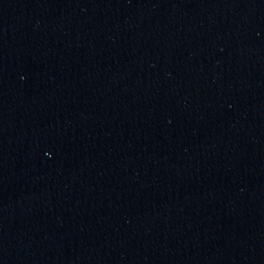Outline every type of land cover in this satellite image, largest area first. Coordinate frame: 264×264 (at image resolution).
I'll use <instances>...</instances> for the list:
<instances>
[{"label":"water","instance_id":"1","mask_svg":"<svg viewBox=\"0 0 264 264\" xmlns=\"http://www.w3.org/2000/svg\"><path fill=\"white\" fill-rule=\"evenodd\" d=\"M0 264H264V0H0Z\"/></svg>","mask_w":264,"mask_h":264}]
</instances>
